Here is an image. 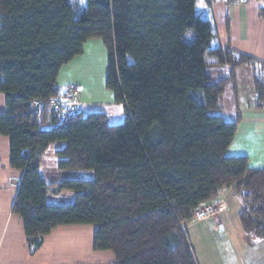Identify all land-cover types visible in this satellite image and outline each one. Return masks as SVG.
Wrapping results in <instances>:
<instances>
[{
  "label": "trees",
  "instance_id": "16d2710c",
  "mask_svg": "<svg viewBox=\"0 0 264 264\" xmlns=\"http://www.w3.org/2000/svg\"><path fill=\"white\" fill-rule=\"evenodd\" d=\"M213 1L0 0V134L23 171L13 212L32 250L57 227L94 224L93 248L112 251L115 264H198L184 222L231 186L247 238H264V168L227 155L240 116L213 113L242 65L264 107V63L219 44ZM95 38L108 50L106 87L126 107L118 124L103 112L43 106L72 96L61 94L59 74ZM211 60L229 75L214 79ZM58 142L59 169L95 177L47 182L41 157ZM64 190L76 192L71 203L48 202Z\"/></svg>",
  "mask_w": 264,
  "mask_h": 264
},
{
  "label": "crops",
  "instance_id": "0c3cea01",
  "mask_svg": "<svg viewBox=\"0 0 264 264\" xmlns=\"http://www.w3.org/2000/svg\"><path fill=\"white\" fill-rule=\"evenodd\" d=\"M262 10L264 0H249L246 5H235L231 0H214L213 11L218 26L219 44L264 63ZM92 40L85 44L81 56ZM77 58L63 66L57 80L61 94L69 91L72 95L64 101L77 103L75 105L69 102L70 105L65 107L85 113L103 112L109 117L111 124L123 122L127 115L123 103L116 102L110 95L103 100H94L89 94V99H84L75 90L82 87L80 82H75L77 78L73 74L75 68L82 64ZM210 63L209 72L214 79L229 75L228 66L219 65L213 60ZM235 73L236 84L226 86L219 108L213 113L227 121H235L240 116L238 130L227 155L246 156L251 168H264V107H257L254 71L251 67L242 65L237 67ZM6 111L5 96L0 91V114ZM64 146L63 142L52 144L41 157L40 172L47 182L59 183L65 178L73 177V173H69L72 171L58 168L56 152ZM22 176V170L11 167L9 138L0 134V264H115L112 251H97L93 248L95 226L90 225L57 227L45 237L44 244L39 249L32 250L26 241L23 221L13 212ZM59 193L67 194L70 202L76 196V192L70 190ZM55 194L54 191L48 193V202L61 204L54 198L57 196ZM212 201L224 203L225 209L209 220L197 223L191 221L199 229V239H202V245L205 246L199 263L264 264V238H247L239 217L244 204L235 189L232 186L220 189ZM202 224L204 225L200 227ZM229 236L233 237L234 247H229ZM208 245L217 246V251L213 252Z\"/></svg>",
  "mask_w": 264,
  "mask_h": 264
},
{
  "label": "rangeland",
  "instance_id": "374dc122",
  "mask_svg": "<svg viewBox=\"0 0 264 264\" xmlns=\"http://www.w3.org/2000/svg\"><path fill=\"white\" fill-rule=\"evenodd\" d=\"M192 34V32H190ZM81 60V65L77 66L73 72L75 74L76 83H79L81 88L78 90L75 89L78 94L81 95V98L89 99L88 95L90 94L94 100H103L106 99L107 95H110L114 98V93L107 89L106 87V74L108 68V50L105 46L103 40L101 38L93 39L89 45L86 46L85 54L79 58ZM72 78V77H71ZM76 88V87H75ZM76 94V93H75ZM65 105H70L68 102H65ZM60 143V142H58ZM73 173V177L76 179H93L95 177L94 171L92 170H70ZM75 176V177H74ZM57 196L54 198L62 202L61 204H69L70 199L67 194L56 193ZM55 194V195H56ZM71 195V194H70ZM58 197V198H56ZM73 200V199H72ZM68 202V203H67ZM193 220H188L184 222L185 228L188 231V235L191 241V244L194 248V253L196 256L197 263H199L201 252L204 249V245H202V239H199V229H196L197 226H193ZM202 224L200 227H202ZM90 226L94 227L96 225L90 224ZM201 229V228H200ZM229 247H234V240L232 236H229ZM209 249L212 251H217L218 247L213 245H208ZM229 253V252H228ZM207 264H213L208 262Z\"/></svg>",
  "mask_w": 264,
  "mask_h": 264
},
{
  "label": "built area",
  "instance_id": "2783aa9c",
  "mask_svg": "<svg viewBox=\"0 0 264 264\" xmlns=\"http://www.w3.org/2000/svg\"><path fill=\"white\" fill-rule=\"evenodd\" d=\"M248 1L249 0H231V3L235 5H245ZM69 102L74 103L71 100ZM41 104L42 103H40L39 101H34L33 108L38 109L40 106H42ZM62 105H65L64 100H60V101L54 100L48 104H44L43 106L45 110L46 107L50 106L52 111L58 112ZM225 207L226 205L224 203H216L215 201H209L195 211L192 220L195 221L196 223L209 220L211 218L216 217L223 209H225Z\"/></svg>",
  "mask_w": 264,
  "mask_h": 264
},
{
  "label": "clouds",
  "instance_id": "9594fccd",
  "mask_svg": "<svg viewBox=\"0 0 264 264\" xmlns=\"http://www.w3.org/2000/svg\"><path fill=\"white\" fill-rule=\"evenodd\" d=\"M87 0H79V4L83 7L86 6ZM212 201V200H211Z\"/></svg>",
  "mask_w": 264,
  "mask_h": 264
}]
</instances>
